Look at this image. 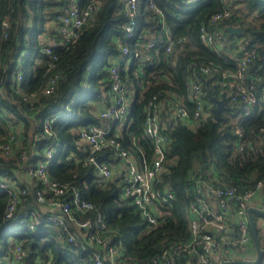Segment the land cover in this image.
<instances>
[{"label":"trees","instance_id":"trees-1","mask_svg":"<svg viewBox=\"0 0 264 264\" xmlns=\"http://www.w3.org/2000/svg\"><path fill=\"white\" fill-rule=\"evenodd\" d=\"M92 1L80 0V5L86 7ZM68 2L0 0V145H13L10 154L0 147V178L26 192L8 221L10 195L0 193V262H7L14 246L21 245L27 251L24 264H96L89 252L68 240L58 223L45 221L32 228L20 221L19 216L28 211L46 213L47 208L37 201V191L44 185L29 169L47 161L49 151L54 152L46 167L49 178L68 183L71 193L77 189L94 204L88 216L103 214L129 260L148 259L191 238L187 210L197 198L199 178L223 181L239 190L259 180L264 183V104L244 115L241 104L232 101L220 84V73L201 68H236L235 58L241 51L235 44L239 42L254 49L246 77L255 79L260 94L264 91V0H230L232 15L219 23H211V18L223 9L220 0H139L135 33L124 41L130 52L127 69L122 71L126 83L135 88V99L120 139L131 150L140 149L151 157L153 141L145 133V120L148 109L156 107L169 141L164 169L154 185L174 196L161 202L163 213L155 225L123 195V163L112 165L111 177L101 178L96 164L87 159L90 147L80 139L82 127L100 122L99 112L111 97L109 66L112 58L122 55L117 39L124 37L130 20L125 0H99L80 37L66 45L55 36L57 42L50 44L49 54L43 48L54 38L57 15ZM230 25L241 26L242 34L231 33ZM203 26L223 32L220 51L202 41ZM165 30L172 36V50L161 47L154 64L146 66V43ZM52 78L54 88L45 93ZM191 80L201 83L210 110L197 123L177 119L174 113L180 100L193 114L195 104L188 95ZM215 97L227 104L220 119L215 118ZM52 114L56 117L46 132L44 119ZM236 125L245 134L242 148ZM109 161L114 164L117 159L109 157ZM182 257L183 264H201L197 252H183Z\"/></svg>","mask_w":264,"mask_h":264},{"label":"built area","instance_id":"built-area-1","mask_svg":"<svg viewBox=\"0 0 264 264\" xmlns=\"http://www.w3.org/2000/svg\"><path fill=\"white\" fill-rule=\"evenodd\" d=\"M195 1L197 0H187L188 3ZM220 1L224 7L212 15L211 23H219L232 15L230 0ZM98 3L99 0H93L86 7H81L80 0H69L57 15L56 34L51 36L54 38L52 41L48 40L49 44L44 46L43 50L51 53L50 44L57 42L55 36L60 37L61 44L74 43L84 28L92 21L93 10ZM138 6L139 0H125V8L130 20L126 25L124 37L117 39L122 55L112 58L109 66L111 97L99 112L100 122L82 127L80 139L90 147L87 159L96 164L101 178L111 177L114 173L112 165L123 163L120 167L123 195L141 210L151 225H155L163 213L161 202L167 203L174 196L171 192L162 193L154 185L155 180L164 169L165 148L169 141V134L162 129L156 107L148 109L145 120V133L153 141L151 157H148L140 149L137 150V155V151L128 148L120 139L122 128L135 99V88L126 83L122 71L127 69L129 61L127 55L130 52L129 46L124 44V41L135 33L138 24ZM154 37L146 43L148 49L144 58L146 66L154 64L155 57L161 47H165L167 52L172 50L173 40L167 30ZM223 37L224 34L219 29L211 31L205 26L201 28L202 41L215 51L222 49ZM235 42L236 40L233 43L235 44ZM235 45L241 51L240 55L235 58L236 68L220 70L210 65H204L201 68L206 72L218 71L220 84L227 95L232 101L241 104L244 115H249L261 104H264V91L260 94L255 79L246 77V70L254 56V49L244 48L239 42ZM18 79L22 80L23 76L19 74ZM55 83V78L50 79L46 85L45 93L51 92ZM188 95L195 104L193 114H190L182 101L177 100L174 107L176 118L189 123H197L206 119L210 115V110L205 104L201 83L191 80L188 84ZM55 117L56 115L52 114L44 119L43 128L46 132H49L50 123ZM263 130L264 128L262 132ZM236 132L239 136L238 146L242 148L245 134L240 125H236ZM0 147L6 154H10L13 145L8 142L3 143ZM53 153L49 151L47 161H40L36 167L29 169L30 174L38 176L44 185L43 189L37 191V201L47 208L46 213L49 214L38 215L36 211H28L19 216L20 221L28 223L32 228L45 221L58 223L66 232L68 240L73 242L77 248L89 252L94 257L96 264H183V252H197L201 264H218V254L221 250L224 254L225 247L233 246L243 249L254 246L247 211L250 205H254L253 202L256 198L261 199V206H264L263 180H259L249 189L239 190L223 181L216 183L209 178L202 177L197 181V198L187 210V215L190 218L191 238L185 242H177L160 254L148 259L131 261L123 254L121 242L116 241L103 214L98 213L95 218L88 216V213L94 208V204L83 198L77 189H73L71 193V186L68 183H61L49 178L46 167ZM104 153L106 157L102 159L101 163H98L99 156ZM22 157L23 159L27 158L25 151ZM109 157L117 159V162L111 164ZM2 192H7L10 195L6 209V220L8 221L14 218L22 194L26 192L25 190L21 192L20 188L14 186L10 181L0 178V193ZM68 193V197L62 198ZM26 255V249L21 245H16L11 256L6 258L7 262H0V264H24Z\"/></svg>","mask_w":264,"mask_h":264},{"label":"water","instance_id":"water-1","mask_svg":"<svg viewBox=\"0 0 264 264\" xmlns=\"http://www.w3.org/2000/svg\"><path fill=\"white\" fill-rule=\"evenodd\" d=\"M227 29L237 35L242 34L241 26L230 25ZM216 107L214 108L215 118L220 119L221 113L227 108L226 101L222 98L215 97ZM106 157V154L99 156L97 162L101 163L102 159ZM248 218L250 222L251 232L255 247V256L253 257H227L223 254L222 250L218 254V264H261L264 260V243L261 238L259 227L256 219V215L264 218V206L250 205L248 207Z\"/></svg>","mask_w":264,"mask_h":264},{"label":"crops","instance_id":"crops-1","mask_svg":"<svg viewBox=\"0 0 264 264\" xmlns=\"http://www.w3.org/2000/svg\"><path fill=\"white\" fill-rule=\"evenodd\" d=\"M261 199H259V198H256L255 200H254V205H258V206H261ZM257 223H258V227H259V229H261L260 231L262 232V234H263V243H264V218H262L261 216H259L258 218H257ZM254 249H255V247L254 246H251V247H247V254H251V253H253V251H254ZM245 255V254H244ZM254 256H255V251H254V254H253ZM228 257V256H227ZM239 257V256H238Z\"/></svg>","mask_w":264,"mask_h":264},{"label":"rangeland","instance_id":"rangeland-1","mask_svg":"<svg viewBox=\"0 0 264 264\" xmlns=\"http://www.w3.org/2000/svg\"><path fill=\"white\" fill-rule=\"evenodd\" d=\"M224 254L228 257H243L244 254H247V248L238 249L233 246H228L224 249Z\"/></svg>","mask_w":264,"mask_h":264}]
</instances>
